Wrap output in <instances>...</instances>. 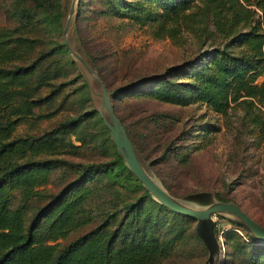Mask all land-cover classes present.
Listing matches in <instances>:
<instances>
[{
  "label": "rangeland",
  "instance_id": "374dc122",
  "mask_svg": "<svg viewBox=\"0 0 264 264\" xmlns=\"http://www.w3.org/2000/svg\"><path fill=\"white\" fill-rule=\"evenodd\" d=\"M71 1L0 0L1 32L30 39L17 46L19 58L4 64L37 63L14 103L20 118L11 136L36 139L33 135L51 130L57 137L43 151L31 149L26 155L52 163L46 181L34 186L37 192L26 203L25 225L75 180L76 185L93 188L82 204L92 218L65 236L47 241L65 244L107 220L110 229L119 228L121 235L128 232V237H139L151 231L164 241L166 250L155 255L151 264H205L208 249L196 232L195 217L161 206L141 183L125 177L126 162L117 156L97 100L64 45L63 27ZM67 30L72 45L99 70L108 90L120 91L118 97L111 96L114 110L145 168L170 193L182 197L210 190L216 198L237 202L264 224V103L232 101L227 112L221 113L203 100H163L140 86L122 90L150 76L189 83L199 67L212 64L210 55L225 38L197 36L187 29L180 38L156 36L146 20L112 12L107 0H75ZM239 50L235 45L231 51L238 54ZM262 79L264 71L256 81ZM73 117L74 122H65ZM87 162L112 163L116 168L108 171L98 166L91 174H81L78 166ZM19 202L20 188H15L10 206ZM212 217L221 245L218 264H264V256L256 263L247 255L252 245L264 246V242L252 239L239 222L226 215L213 213ZM227 231L231 236L226 241Z\"/></svg>",
  "mask_w": 264,
  "mask_h": 264
},
{
  "label": "trees",
  "instance_id": "16d2710c",
  "mask_svg": "<svg viewBox=\"0 0 264 264\" xmlns=\"http://www.w3.org/2000/svg\"><path fill=\"white\" fill-rule=\"evenodd\" d=\"M107 3L112 12L146 20L156 36L180 38L181 32L187 29L197 36L219 35L226 39L210 55L212 64L199 67L189 83L150 76L138 79L122 90H135L140 86L149 95L163 100H203L221 113L227 112L232 101L249 105L254 100L264 103V79L256 81L264 71V0H123L121 4L117 0H107ZM22 40L30 39L7 32L4 34L0 30V264H151L155 255L166 250L165 242L151 231H144L139 237H128V232L121 235L119 228L110 229L107 220L65 244L46 240L63 237L72 228L92 218L82 204L93 188L76 185L75 180L61 188L25 225L23 213L26 203L37 192L34 186L46 181L52 163L51 159H35L26 155L31 149L33 153L43 151L57 137L51 130L33 135L36 139L11 136L20 118L14 109L18 92L28 84L37 66L35 61L12 66L4 64L21 56L17 53V46L26 45ZM235 45L241 47L238 54L231 51ZM162 80L167 81L163 83ZM109 92L110 96L118 97L120 91ZM74 121L73 117L65 122ZM126 131L128 133L127 128ZM134 148L136 150L135 145ZM117 156L123 160L118 151ZM124 165L127 170L125 177L143 185L137 175ZM98 166L108 171L116 168L112 163L99 162L81 163L78 168L81 174L86 175L93 173ZM15 188H20V202L11 207L10 195ZM143 188L151 196L148 188L144 185ZM42 221L45 224L40 230ZM230 234L231 231L226 232V241ZM263 248L256 243L247 255L257 263L264 256Z\"/></svg>",
  "mask_w": 264,
  "mask_h": 264
},
{
  "label": "water",
  "instance_id": "95a60500",
  "mask_svg": "<svg viewBox=\"0 0 264 264\" xmlns=\"http://www.w3.org/2000/svg\"><path fill=\"white\" fill-rule=\"evenodd\" d=\"M74 8L75 0H72L63 27L64 43L86 77L90 92L97 100V110L109 129L112 140L130 170L137 175L155 199L175 211L195 217V229L208 249L204 263L218 264L221 253V245L214 230L213 213L226 215L236 220L244 227L248 235L264 242V224L252 217L237 202L216 198L210 190L190 192L182 197L175 196L145 168L124 124L114 111L110 92L101 75L70 42L67 26Z\"/></svg>",
  "mask_w": 264,
  "mask_h": 264
}]
</instances>
